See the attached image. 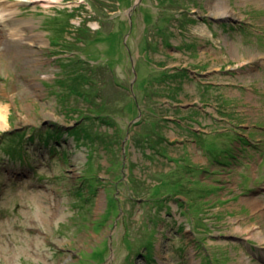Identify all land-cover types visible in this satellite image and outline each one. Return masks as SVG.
Masks as SVG:
<instances>
[{"label": "rangeland", "instance_id": "obj_1", "mask_svg": "<svg viewBox=\"0 0 264 264\" xmlns=\"http://www.w3.org/2000/svg\"><path fill=\"white\" fill-rule=\"evenodd\" d=\"M0 104V264H264V0H0Z\"/></svg>", "mask_w": 264, "mask_h": 264}, {"label": "bare ground", "instance_id": "obj_2", "mask_svg": "<svg viewBox=\"0 0 264 264\" xmlns=\"http://www.w3.org/2000/svg\"><path fill=\"white\" fill-rule=\"evenodd\" d=\"M15 1L20 3V2H31L35 0H15ZM52 1L55 2V0H52ZM6 120H7V114H6L5 106L0 104V128L4 127V125L6 124ZM259 201L261 200H259L257 197H252V203L256 204ZM252 237L257 238L260 242H262L264 241V231L262 229L253 230Z\"/></svg>", "mask_w": 264, "mask_h": 264}, {"label": "trees", "instance_id": "obj_3", "mask_svg": "<svg viewBox=\"0 0 264 264\" xmlns=\"http://www.w3.org/2000/svg\"><path fill=\"white\" fill-rule=\"evenodd\" d=\"M13 136H15V140L13 141V143L11 141H6L8 142V144L11 143V146H9V148L7 149L8 153L6 154L9 155L10 153L17 152V155L20 156L23 148H25L26 142L31 140L34 137V135L27 137L25 133H21L19 135H12V137ZM96 254H99V253L97 252Z\"/></svg>", "mask_w": 264, "mask_h": 264}, {"label": "crops", "instance_id": "obj_4", "mask_svg": "<svg viewBox=\"0 0 264 264\" xmlns=\"http://www.w3.org/2000/svg\"><path fill=\"white\" fill-rule=\"evenodd\" d=\"M190 106L194 107L193 110H195V109H200V108H201L200 106H195V105H190Z\"/></svg>", "mask_w": 264, "mask_h": 264}, {"label": "flooded vegetation", "instance_id": "obj_5", "mask_svg": "<svg viewBox=\"0 0 264 264\" xmlns=\"http://www.w3.org/2000/svg\"><path fill=\"white\" fill-rule=\"evenodd\" d=\"M2 138L4 139V138H5V136H2Z\"/></svg>", "mask_w": 264, "mask_h": 264}]
</instances>
